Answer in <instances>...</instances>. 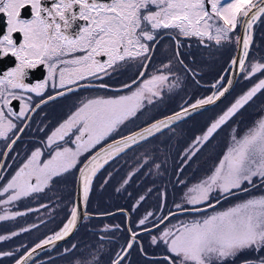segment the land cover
I'll return each mask as SVG.
<instances>
[{
	"label": "snow or ice",
	"instance_id": "obj_1",
	"mask_svg": "<svg viewBox=\"0 0 264 264\" xmlns=\"http://www.w3.org/2000/svg\"><path fill=\"white\" fill-rule=\"evenodd\" d=\"M26 9H31V18L22 15ZM0 14L6 16L8 24L6 31L0 34V58L11 55L17 60L15 67L0 73V138L8 139V134L17 129L12 117L17 121L30 120L31 113L42 104L74 91L70 86L77 85L79 81L102 79L117 71L121 63L129 61H137L142 67H147L145 61L151 59L154 51V47L150 48L149 44L155 46L162 38L161 33L171 36L175 32L177 37H197L202 43L206 39L217 45L234 41L237 49H242L243 57L247 58L254 42V25L264 22V0H51L50 3L46 0H0ZM78 21L79 27L73 30ZM241 24L245 31L242 36H237L235 31ZM16 33L22 35L19 43L15 38ZM175 44L177 48L173 59L182 64L179 38L175 40ZM231 63L247 71L248 76L264 71V63H253L250 69H245L244 59L234 58ZM38 65L46 67L47 77L36 83L26 82L29 70ZM170 65L171 61L161 68L170 70ZM144 75V72L139 73V77ZM222 80L223 76L213 87L219 85L223 90L198 100L190 106L191 109L195 111L224 96L228 88L220 84ZM167 81L168 75L160 71V74L144 79L135 90H132V85L137 84L135 79L130 84L122 85V88L129 90L128 94L97 96L82 101L80 107L47 137V145H55L51 158L41 162L42 150L37 148L7 183L0 187V194H7L6 199H0V205L5 206L3 214H0V221L13 220L35 211L28 209L27 212H11L7 210V206L33 193L42 192L53 177L76 167L82 152L95 148L101 141L116 133L121 125L136 116L144 107L145 101L152 103V97L160 96V85ZM231 83L228 81V84ZM49 87L65 91H57L55 95H48L45 99L43 93ZM98 87L110 86L101 83ZM262 89L264 80H260L238 98L210 125L202 137L196 138L194 144L207 141ZM31 94L36 95L38 103L34 102ZM14 101L21 102L18 111L13 107ZM188 114L189 109L183 108L172 116L101 147L79 170L83 203L88 201L94 176L109 160ZM73 129L78 133H74L75 148L59 144V141L67 143L65 138ZM23 130L24 128L19 129L21 132ZM17 139L18 136L11 139L7 145L9 150ZM191 155L194 156L195 151ZM0 156H7V152ZM3 168L4 165L0 163V170ZM254 178L264 186V118L257 121L243 136L237 138L233 135L232 144L211 174L188 189L185 193L186 203L193 207L185 208L177 204L176 208L181 212H202L204 208H214L211 202L213 193L218 190L219 195L226 198L234 195L237 190L247 192L249 189L244 185L255 187ZM140 199L143 200L144 197ZM219 202V199L215 201L217 204ZM196 205L202 207H195ZM41 207L46 208L47 205ZM79 213L80 204H74L62 227L32 248H26L25 253L15 260V264H28L38 249L54 245L68 237L77 226ZM168 215L175 216L176 213ZM168 215L161 217L160 223L167 220ZM152 216L153 213L148 212L138 221L143 231H150L143 226ZM37 227L38 225L32 224L8 235L0 234V241L9 240ZM112 227L118 229L119 225H106L103 230L108 231ZM153 227L158 228V224H153ZM137 236V232L130 231L129 242L116 254L112 264H122L129 250L137 243ZM161 241L167 247V254L163 257L165 264H212L213 259L235 260L249 249L262 251L264 195L251 197L227 210L214 212L200 219L180 222L179 226L172 225L159 236L151 237L153 245ZM75 248L76 245L73 244L64 251L71 252ZM14 255L12 251H0V257ZM97 259L93 255L83 262L78 260L76 264H96ZM241 264H264V256L255 260L243 259Z\"/></svg>",
	"mask_w": 264,
	"mask_h": 264
},
{
	"label": "rangeland",
	"instance_id": "obj_2",
	"mask_svg": "<svg viewBox=\"0 0 264 264\" xmlns=\"http://www.w3.org/2000/svg\"><path fill=\"white\" fill-rule=\"evenodd\" d=\"M261 23L258 22L254 25V42L250 47L254 51L250 58L247 57L245 69H250L253 63H264V22L262 25ZM260 25L261 29H259ZM235 35L240 36V25H238ZM159 41L155 46L149 44L150 48L154 47V51L151 53V59L145 61L147 67H142L137 61L121 63L117 70V79L115 81L111 79V83L107 84L110 87L97 90L90 88L87 92H81L79 95L72 94V106L75 112L80 107L81 102L89 98L98 95L108 97L128 94L129 90L121 86L130 84L140 72H144L145 76L137 81V84L132 85V90H135L144 79H149L154 74H160V71L168 75V81L160 85L159 97H152V103L145 101L144 107L135 117L126 121L116 133L101 141L95 148L85 151V155L82 156L76 167L62 174L63 191L67 201L72 199L74 203L78 170L93 152L116 138L146 126L147 123L177 112L184 107H189L198 100L222 90L219 85L213 87L221 76L224 77V80L220 81V84L223 87L226 85L232 68L231 61L234 59L237 50L234 41L217 45L215 42H209L206 39L202 43L197 37H193L190 42L180 40L183 42L179 45L182 64L173 59L177 45L174 46L166 40L160 41L166 43L159 44ZM191 57L193 58L192 61ZM170 61V70H163L161 66L169 64ZM241 75L244 78L243 83L237 86L232 94L219 105L169 125L109 160L93 178L92 188L86 203L88 210L91 211L92 209V212H96V214H105L126 207L127 213H130V217H132L130 223L132 231L140 232L142 226L138 224V221L148 212H152L153 216L149 217L148 222L143 227H150L156 221V224H161V217L169 214L167 212L169 208L171 211L174 208L177 209V204H181L185 208L193 207V205L186 203L185 193L188 192V189L211 174L232 144L233 135L237 138L243 136L257 121L264 118L263 91L256 95L258 98L253 100H256L257 107L263 111L261 115L254 114L255 109L259 110L256 104L254 105L252 102L245 104L225 124L221 125L207 141L194 144L196 138L202 137L210 125L238 98L258 84L260 80H264V71L259 72L254 80L248 79L250 76H248L247 71H242ZM131 76L133 77L131 78ZM251 113L255 117H252ZM37 145L38 143H35L30 147L35 148ZM193 151H195L194 156L191 155ZM189 156L191 158L187 159ZM254 183L255 187L244 185L249 189L247 192L237 190L234 195L226 198L220 196L217 190L211 197L214 208H204L202 212H179L164 221L158 228H151L153 227L151 226L149 233H141L138 242L129 250V256H127L132 258V264H165L163 257L167 254V247L162 241L153 245L151 243L152 236H159L166 228L172 225L179 226L180 222L200 219L202 216L227 210L251 197L264 195V186H261V182L254 178ZM58 191L59 185L55 183L52 186V193L57 195ZM141 197L144 199L141 200ZM217 199L220 201L218 204L215 203ZM196 206L202 207L201 205ZM130 208L131 211L129 212ZM99 218L96 222H92L89 218L85 219L84 227L75 240L69 244V248L73 244L76 245V248L66 253L64 249L67 247L64 245L60 249L62 251L58 253L61 255L54 258L57 264H76L78 260L83 262L93 255L98 258L96 264H112L116 254L130 240L127 224L128 215L120 212L116 215ZM106 225H119V228L112 227L110 230L104 231ZM91 227L95 230L91 231ZM149 227L148 229H150ZM45 236L47 237L39 230L32 231L33 244ZM139 244L145 245L143 251H141ZM127 256L125 259L128 258ZM260 256H264V250L249 249L235 260L216 261L213 259L212 264H241L243 259L255 260ZM5 259H7V261L4 260L5 264H12L16 257L13 256L10 259L6 257ZM122 264H127V262Z\"/></svg>",
	"mask_w": 264,
	"mask_h": 264
},
{
	"label": "flooded vegetation",
	"instance_id": "obj_3",
	"mask_svg": "<svg viewBox=\"0 0 264 264\" xmlns=\"http://www.w3.org/2000/svg\"><path fill=\"white\" fill-rule=\"evenodd\" d=\"M46 2L50 3L51 0H46ZM22 15H24L25 18H31V9H26L25 13H22ZM79 25L80 22L78 21L73 26V30H76L79 27ZM7 27L8 24H7L6 16L0 14V34H3V32L6 31ZM161 36L162 38L159 39L160 41L163 42L164 40H166L170 44H173L174 46H175V40L177 38L187 42L193 40V37L191 38H185L182 36L177 37L175 32H173L171 36L164 35L163 33H161ZM15 38L19 43L22 40V35L16 33ZM160 41L159 44L166 43V42L162 43ZM182 43L183 42H181V44ZM66 58H71V57H66ZM101 59L104 58L101 57ZM192 60L193 58L191 57V61ZM16 63H17L16 58L11 55L0 58V73L7 72L9 69L15 67ZM117 76H118L117 71H114L109 76H103L102 79L89 78V79L81 80L78 82L77 85L70 86L75 89L74 91L66 92L65 95L57 96L56 99L51 100L46 104H42L39 109H36L35 112L31 113L30 120L17 121L15 117H12L13 122L17 124V129L13 130V132L8 134L9 135L8 139L0 138V154L7 152V156H0V163L4 165V168L0 170V187H2L7 183V180L10 179L11 176L18 170V168L27 161L31 153L35 151L37 148H40L42 150V156L40 157L41 162L51 158V156L54 154L55 145L52 146L47 145V137L51 135L52 131H54L65 120H67L68 117L74 112V108L72 106V97H73L72 94L79 95V93L81 92H87V90L90 88L97 90L100 88L98 87L99 84L101 83L110 84L112 80L115 81L117 79ZM144 76L139 77L138 75L132 80L135 79L139 81L143 79ZM46 77H47L46 67L44 65H38L37 68L29 70V76L27 77L26 82L36 83L44 80ZM132 77L133 76H131V78ZM128 80H130V78H128ZM84 85H90V86H84ZM57 91H65V90L58 88L53 89L49 87L48 89L45 90L43 96L46 99L48 95H55ZM31 95L33 96L34 102L38 103L39 100L36 98V95L35 94H31ZM13 107L15 110L18 111L19 108L21 107V102L14 101ZM20 128H24V130L21 132L19 131ZM74 133L78 134L75 132V129H73V132L69 133V136L65 138L67 143H65L64 141H59L58 143L61 144L62 146L75 148V144L73 143V141L75 140ZM17 136L19 137V139H17L16 143L12 145L11 150H9L7 148V145L11 142L12 138H15ZM35 143H38L37 147L35 148L30 147V145ZM84 155L85 152L82 153V155H80L79 160ZM55 183L59 185V191L57 195L52 193V186L55 185ZM6 198H7V194H0V199H6ZM74 204L75 201L73 203L72 199L68 201L66 200V194H64L63 191L62 174H61L60 176L53 177L48 187H46L42 192L33 193L29 197L21 198V200L15 201L12 204L8 205L7 210L11 212L14 211L27 212L28 209H34L35 211L27 212V215L16 217L13 220L0 221V234L8 235L13 231H19L20 228L28 227L29 225L32 224H36L38 225V227L35 229H31L28 232L21 233L18 236L12 237L9 240L0 241V251H12L14 252L15 254L14 256L16 257V259H18L20 255H23V253H25L26 248L30 249L36 243L39 242L38 241L35 244H33L32 231L39 230L40 233L42 232L44 233V235L45 234L47 236L52 235L54 232L58 231L62 227V225L66 222L71 211V206H73ZM41 205H47V207L44 208L41 207ZM4 208L5 206L0 205V214H3ZM86 210L90 213L87 204H86ZM91 218H95V217H91ZM169 218H172V216H169L168 219ZM130 223H131V217L129 220V224ZM156 223L157 221L155 222V224ZM151 226H153V224H151ZM128 231L129 234L130 231H132L131 224L128 228ZM147 232L149 231L141 230L140 232H137L138 233L137 242H138V238H140V236L143 233H147ZM44 238H46V236L43 237L42 240ZM70 240L65 242L60 247L53 249V251H49L42 254L40 257L34 260L32 264H43V263L57 264L54 258L60 255L58 253L62 251L60 249L63 248L64 245L65 247L69 248ZM139 245L141 246L142 244ZM142 246L144 247L145 245L143 244ZM17 249H19V251H17ZM11 257H9V259ZM5 258L6 257H0V264H2V262H4V264L6 263L5 261H7V259ZM12 264H15V260Z\"/></svg>",
	"mask_w": 264,
	"mask_h": 264
},
{
	"label": "water",
	"instance_id": "obj_4",
	"mask_svg": "<svg viewBox=\"0 0 264 264\" xmlns=\"http://www.w3.org/2000/svg\"><path fill=\"white\" fill-rule=\"evenodd\" d=\"M244 31H245L244 26L241 24V26H240V36L243 35ZM234 58H236V59H244L245 62H246V60H247V58H244L243 55H242V49H240V50L237 49V50H236V53H235V57H234ZM231 66H232V68H231V72H230V74H229V79H228V81H231L232 83H231V84H228V81H227V83H226V85H225L224 87H225V88H228V91L225 92L224 96L220 97V98H219L218 100H216L214 103H212V104H208V105H204V106H202V107L196 109L195 111H193V110L191 109V107H190L191 105H189V107H184V108H188V109H189V114L186 115V116H183L180 120L190 118V116H193V115H195V114H198V113L202 112L203 110H207V109H210V108L213 107V106H216L217 104L221 103L222 100H224V98H225L226 96H228V95L232 92V90L234 89V86L236 85V83L238 82L239 78L241 77L240 75H241V73H242L243 70H241V69L239 68V66H233V65H231ZM222 90H223V89H222ZM182 109H183V108H182ZM182 109L178 110L177 112H180ZM177 112H174V113H177ZM174 113L168 114L167 116L160 117V118H158L157 120H154V121H152V122H150V123H147L146 126H143V127L139 128V129H136L135 131L130 132V133H128V134H125V136L130 135V134H132V133H134V132H138V131L142 130L143 128L148 127V126L151 125L152 123H155V122L158 121V120L164 119L165 117H168V116H172ZM180 120L173 121L172 124L178 123ZM172 124H171V125H172ZM122 137H123V136H122ZM120 138H121V137H120ZM120 138H116V139H120ZM116 139H114V140H116ZM114 140H113V141H114ZM113 141H110V142H108V143H111V142H113ZM108 143L104 144L102 147H106ZM100 148H101V147H100ZM100 148H99L98 150H96L95 152H93V154H92L91 156L95 155V153H96L97 151H99ZM91 156H89V157L86 159V161L82 164V166H81L80 168H82L83 165H84L85 163H87V162L90 160ZM79 170H80V169H79ZM76 182H77V185H76V190H75V193H76L75 204H77V203L80 204V213H79V216H78L77 226H76L75 230H74V231H73L68 237L64 238V239L61 240V241H57L54 245H50V246H46V247H44V248H42V249H38V250H37V254H35V255L33 256V258H32L31 260L28 261V264H32V263L34 262V260H36V259H37L38 257H40L42 254H44V253H46V252H49V251H53V249L60 247V246L63 245L65 242H67V241H69L70 239H72L73 236H74V234L80 229L81 224L85 221L86 218H88V217H95V218H96V217H107V216L115 215V214H117V213H119V212L127 213V211L124 210V209H117V211L107 212L108 215H105V214H95V215H94V214L89 213V212L86 210V204H84V203H83V200H82V189H81V183H80V171H79V173H78V176H77V180H76ZM121 210H123V211H121ZM179 212H181V211H174V212H172V213H179ZM127 215H128L127 224H128V228H129V226H130V224H129V220H130V216H131V215H130V213H127ZM169 216H171V215H168V217H169ZM163 223H164V222H163ZM160 225H162V223L159 224L158 226H160ZM152 228H155V227H152ZM150 230H151V229H150Z\"/></svg>",
	"mask_w": 264,
	"mask_h": 264
},
{
	"label": "trees",
	"instance_id": "obj_5",
	"mask_svg": "<svg viewBox=\"0 0 264 264\" xmlns=\"http://www.w3.org/2000/svg\"><path fill=\"white\" fill-rule=\"evenodd\" d=\"M262 23H263V22H262ZM262 23H261V25H262ZM261 25H260L259 29H261ZM253 51H254L253 48H252V50L250 49V51H249V54H250V55L248 56L249 58L251 57ZM258 73H259V72H256L254 75H251L248 79H249V80H252V79L254 80V77H256V76L258 75ZM241 74H242V73H241ZM240 76H241V77L239 78L238 82H237L236 85L234 86V89H233V90H235V89L237 88V86H239L240 84L243 83V81H244L243 75H240ZM233 90H232V92H233ZM263 91H264V89L260 90L259 92L256 93V95H257V94H261ZM232 92H231L229 95H231ZM229 95H228V96H229ZM256 95H255L250 101H248V103H251V102H252L254 105L256 104V107H257V102H256V100L253 101L255 98H258V97H256ZM228 96H226L225 98H227ZM225 98H224V100H225ZM224 100H222V101H224ZM221 103H222V102H221ZM248 103H246V105H247ZM217 105H219V104H217ZM211 108H212V107H211ZM257 108H258V107H257ZM258 109H259V110H256V109H255V111H254V112H255V113H254L255 115H258V114L261 115V114H262L263 111L260 110V107H259ZM207 110H208V109H207ZM251 116H252V117H255V116L252 115V113H251ZM124 207H125V206H124ZM195 207H200V206H195ZM189 208H190V207H189ZM122 209H125L126 211H128L126 207H125V208H122ZM130 211H131V208L129 209V212H130ZM173 211H179V210H178V209H175V208H174L172 211H171L170 208H169V210H167V212H169V213H172ZM167 212H166V213H167ZM90 213H93V212H92V209H91ZM95 213H96V212H95ZM95 213H93V214H95ZM101 218H103V217H101ZM104 218H105V217H104ZM99 219H100L99 217H96V218H89V220H91L92 222H96V221L99 220ZM131 219H132V217H131ZM85 222H86V221H85ZM85 222L82 223V225H81L82 227H81L80 230L74 235V238H73L72 240H70L69 244L72 243V242L75 240V238H76V236L78 235V233H79V232L82 230V228L84 227ZM90 229H91V231H92V230H95L93 227H91ZM147 233H149V232H147ZM69 246H70V245H69ZM57 252H58V251H57ZM60 255H61V254H60ZM58 256H59V255H58ZM128 256H129V255H128ZM128 256H127V257H128ZM132 261H133L132 258L130 259V258L128 257V258L125 259L122 263H126V262H127V264H132Z\"/></svg>",
	"mask_w": 264,
	"mask_h": 264
}]
</instances>
